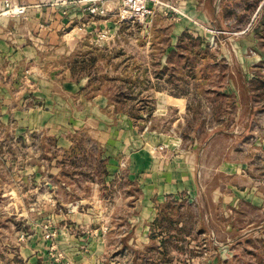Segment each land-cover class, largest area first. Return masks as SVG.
<instances>
[{
  "label": "rangeland",
  "instance_id": "1",
  "mask_svg": "<svg viewBox=\"0 0 264 264\" xmlns=\"http://www.w3.org/2000/svg\"><path fill=\"white\" fill-rule=\"evenodd\" d=\"M118 8L94 34L108 38L92 85L64 73L90 49L84 30L55 80L18 56L12 80L0 72V264H264V51L247 79L248 51L234 69L209 44L244 26L189 16L179 36L175 6L144 23ZM140 100L151 118L127 114Z\"/></svg>",
  "mask_w": 264,
  "mask_h": 264
},
{
  "label": "crops",
  "instance_id": "2",
  "mask_svg": "<svg viewBox=\"0 0 264 264\" xmlns=\"http://www.w3.org/2000/svg\"><path fill=\"white\" fill-rule=\"evenodd\" d=\"M159 1L177 8V13H175V15L170 13L168 16L179 21L175 25L179 28L177 32L179 36L185 30L187 32L191 31V24L188 20L190 17L201 20L208 24V26L214 28L236 30V28H242L244 26L241 30L243 33L240 35L233 34L229 38V47L225 46L224 49L221 43H216L213 49L218 52V57L220 59L225 58V53H227L229 56L228 64L230 66L232 65L234 69H240L241 67L240 62H238V57L241 59H243V57H241L239 53L248 51L249 56L244 59V67L246 70H249V74L251 75L247 77V79L253 77V68L251 66L262 60L259 53L264 51L263 1L256 3L255 7H253L252 1L244 4L241 0ZM9 2L13 6H24L25 13L24 15L6 13L5 0H0V72L4 74L3 80H6L7 76H9V80H12L10 76L12 75L11 62L14 56L28 60V62L33 65L31 68L39 71L38 75H40V80L48 78L50 80H55L54 70H58L59 67H55L54 62L60 58L61 54L71 52L75 48L78 40L77 31L84 30V36H87L86 38L91 43L89 48L100 49L93 44L94 34L99 29L108 28L117 23V11L121 4V0H9ZM93 4L98 8H104V14H90L88 7ZM147 6L152 8L153 11L141 23L163 14L162 11L166 9L164 6H159L150 1L147 2ZM164 14H166V12H164ZM191 29H193V27ZM195 30H198V27ZM195 35L197 34L195 33ZM175 39L177 40V38ZM100 50L103 51L104 49ZM171 50H176L175 45H168L164 53L168 54ZM165 58L166 55H164L163 59ZM168 62L169 61L165 60V62L160 64V67L163 65L168 66ZM258 66V69L264 72V61L259 63ZM49 68L52 69L51 76L48 75ZM64 73L66 74L65 77L69 79L70 74L72 77L76 76V74H72L70 68L65 69ZM77 75H85L87 78L86 85H92L93 82L91 84L88 82V80H93L92 76L89 77L84 73ZM34 78L38 79L37 77ZM67 84L69 83L67 82ZM244 85L245 84H243V96L248 101L249 106L247 114L251 119L258 116L257 107L255 106V102L250 101L248 97L249 90ZM118 89L123 92L120 86H118ZM129 89L133 90L134 88L130 86ZM158 93L160 92L156 93V98ZM123 97L124 96H122V98ZM102 99H104L103 96H97L94 98V101H102ZM169 103H167L166 106ZM112 104L115 110L123 109L124 107L122 105L116 107L113 102ZM135 111L140 113L139 110L136 109L133 111L132 109V112ZM156 111H158V109H156ZM127 114L130 116V112H127ZM260 115L264 116V112ZM6 117V114L0 116V120L6 122ZM36 117L37 115L33 118ZM165 187L169 188L170 185ZM175 188L176 187L173 185L171 189L175 190Z\"/></svg>",
  "mask_w": 264,
  "mask_h": 264
},
{
  "label": "built area",
  "instance_id": "3",
  "mask_svg": "<svg viewBox=\"0 0 264 264\" xmlns=\"http://www.w3.org/2000/svg\"><path fill=\"white\" fill-rule=\"evenodd\" d=\"M153 2L154 4H158L159 6L170 7L169 4H165L159 0H121L124 8L128 10L130 13V18L136 20L138 22H142L145 18L150 15L153 11L152 8L147 6V2ZM5 12L8 14L14 15H24L25 7L24 6H13L10 4L9 0H5ZM88 11L90 14H104V8H98L95 4L88 7ZM174 12L177 13V10L174 9ZM97 39L93 40L94 45L102 46L104 44V40H106L107 32H99L96 34ZM215 35H211V39L209 44H214L216 46Z\"/></svg>",
  "mask_w": 264,
  "mask_h": 264
},
{
  "label": "trees",
  "instance_id": "4",
  "mask_svg": "<svg viewBox=\"0 0 264 264\" xmlns=\"http://www.w3.org/2000/svg\"><path fill=\"white\" fill-rule=\"evenodd\" d=\"M102 52L103 51H101L98 48H90L88 52H86L84 55L83 54L76 55V57L71 62H69V68L72 74L77 75L80 73H84L87 74L89 77H91V73L96 68L99 59L105 58ZM93 81L95 80H88L89 84H91ZM100 83L102 84L103 82ZM123 94L124 92H121L120 89H118L114 94L113 98L111 99L114 105H116V107L123 104V99H122ZM139 105L140 106L137 108V110H144V112L146 113V118L147 119L151 118L153 108L150 105L146 104L145 100H140ZM138 114H139L138 111L130 112V116L134 120L140 119V116H138Z\"/></svg>",
  "mask_w": 264,
  "mask_h": 264
}]
</instances>
